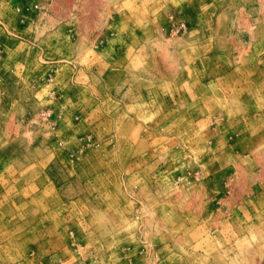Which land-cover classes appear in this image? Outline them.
Returning a JSON list of instances; mask_svg holds the SVG:
<instances>
[{
    "label": "rangeland",
    "instance_id": "1",
    "mask_svg": "<svg viewBox=\"0 0 264 264\" xmlns=\"http://www.w3.org/2000/svg\"><path fill=\"white\" fill-rule=\"evenodd\" d=\"M0 264H264V0H0Z\"/></svg>",
    "mask_w": 264,
    "mask_h": 264
}]
</instances>
